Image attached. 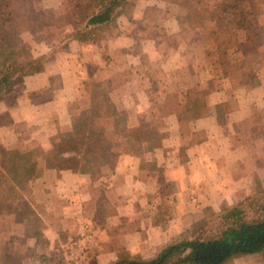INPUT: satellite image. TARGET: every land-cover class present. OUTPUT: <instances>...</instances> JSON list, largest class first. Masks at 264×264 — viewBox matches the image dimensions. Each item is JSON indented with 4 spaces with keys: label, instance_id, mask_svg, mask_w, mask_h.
Masks as SVG:
<instances>
[{
    "label": "trees",
    "instance_id": "1",
    "mask_svg": "<svg viewBox=\"0 0 264 264\" xmlns=\"http://www.w3.org/2000/svg\"><path fill=\"white\" fill-rule=\"evenodd\" d=\"M40 1L0 0V101L24 78L45 70L46 57L34 55L22 32L42 43L57 31L71 28L65 35L68 42L95 44L117 29L119 18L131 21L136 5V0H63L55 10L41 8ZM163 1L164 14L170 13L187 29L189 44L204 46L218 64V75L245 87L257 85L258 74H264V0ZM103 59L107 64L109 58ZM121 75L124 78L118 85L113 77L96 79L88 74L89 80L83 83L86 98L73 102L71 130L58 134L50 152L40 146L0 152V219L21 230L20 237L10 235L0 246V264H20L36 256V247L49 243L40 213L31 205V184L45 171L70 170L96 180L107 170L113 172L120 156L142 158L143 145L149 150L161 147L167 137L161 130L165 117L174 114L182 133L189 122L205 117L202 98L208 92L194 87L188 90L185 104L176 95H166L153 105L155 114L129 127L111 98L116 87L130 81L127 72ZM215 109L218 123L226 124L224 115H218L220 105ZM11 122L9 116L0 115V127ZM259 129L264 135V124ZM214 217L213 226L200 225L199 230L180 234L151 258L117 247L116 259L109 264H233L239 258L264 254V187L260 182L250 196ZM37 257L41 262L55 260Z\"/></svg>",
    "mask_w": 264,
    "mask_h": 264
},
{
    "label": "rangeland",
    "instance_id": "2",
    "mask_svg": "<svg viewBox=\"0 0 264 264\" xmlns=\"http://www.w3.org/2000/svg\"><path fill=\"white\" fill-rule=\"evenodd\" d=\"M62 1L41 0L40 7L57 10L62 7ZM165 7L166 3L163 0H136L132 20L128 21L124 17L119 18L117 29L105 34V37L95 44L68 42L65 35L71 31V28L57 31L52 39L42 43L35 42L27 32H22L21 37L31 46L34 55L46 57V63L60 50L65 49L70 42H78L82 45H100L102 57H108L109 61L105 64L106 61L103 59V64L98 66L92 63L93 60L89 54L84 53L85 67L82 78L85 79L84 81L89 80V73L96 79L113 77L115 83L119 85L124 78V75L121 74L128 73L127 77L130 79L128 83L130 84L124 87L126 82L116 87L111 93V98L115 104V100L126 96L128 98L127 106L133 105L132 102L135 104L136 109L134 110L136 111L132 113L130 119L126 112L119 111L124 115L129 127H136L143 120H148V115L151 112L155 114L156 109L153 105L162 101L166 95H176L177 101L180 104H185L188 90L194 87L200 92H208L202 98L205 105V116L212 109L217 116L215 109L217 105L212 106L215 101H222L218 104L220 105L218 115H224L226 124L227 122L231 123L233 112L242 111L246 114L247 118L233 124L230 137V144L234 152L231 155L235 162L232 166L229 165L230 169H228L235 180L229 183L230 186L227 189L225 188L224 198L215 200V202L217 201L214 206L216 210L206 204L203 210L199 211L198 208L189 212L187 225L182 232L184 233L199 230L200 225H203L202 227L213 226L214 216L220 213L224 207L237 205L250 196L255 190L257 182H260L264 187V135L259 129L264 124V74H258L259 82L254 87H245L239 82L218 75V64L207 55L204 46L198 43L189 44L191 34L187 29L181 27L170 13L164 14ZM145 13H147L146 16H144ZM134 16L135 20H133ZM123 36L129 38L131 45L128 43L125 48H116V41ZM122 49L126 52L122 53ZM92 51H94L93 56L100 52V49L96 48ZM74 52L83 53L78 48ZM72 64L74 63L72 62ZM145 75H148L153 83H150L149 78ZM85 98L86 94L83 91L77 101L81 102ZM68 111L70 114L74 113L73 102L69 104ZM127 112L129 113L128 110ZM167 117L164 118V126L161 129L167 134L165 139L169 137V133L166 131ZM41 122H43V125H40L41 128L48 127L45 118L41 119ZM192 122H189L186 127L184 126L183 133L180 128L182 135L190 134ZM59 133L55 137H51L47 143H43L47 145L46 148L36 140L26 143L19 140L13 145L7 146L3 143L6 141V136L3 134L4 140L0 135V152L13 148L24 150L33 146H40L44 151L50 152L53 141ZM204 137L205 134H200L197 139L202 140ZM165 139L162 140V143ZM145 147L148 149L146 145H143V149ZM45 172L31 184V205L36 212L40 213L44 226L43 233L49 243L45 247H36L34 249L36 256H29L20 264H106V261H99L97 258L100 255L99 251L104 249L101 247L104 238L98 229L103 222L111 217H105V214L114 211L115 200L112 198V194L99 186L93 187L100 178L91 179L92 185L88 189V196L85 193L78 195L74 190H62V186L54 185V174H45ZM110 173L107 170L104 176ZM85 198L86 200H83ZM129 228L131 227L129 226ZM115 232L117 234L110 241L116 247L119 244L120 236L118 234L120 232ZM10 235L20 237L21 230L16 224L8 222L5 218L0 219V246ZM28 243H32V241ZM152 253L153 251L150 253L148 251L145 255L149 256ZM37 255H44L55 260L41 262ZM244 264H264V254L250 257Z\"/></svg>",
    "mask_w": 264,
    "mask_h": 264
},
{
    "label": "crops",
    "instance_id": "3",
    "mask_svg": "<svg viewBox=\"0 0 264 264\" xmlns=\"http://www.w3.org/2000/svg\"><path fill=\"white\" fill-rule=\"evenodd\" d=\"M129 42V38L123 36L116 41L115 47L125 48ZM76 48L83 53H75ZM96 48L100 52L92 56V50ZM84 53L89 54L93 64H103L100 45L70 42L45 64L42 73L24 78L2 98L0 115H9L12 120L9 126L0 127L2 140V135L6 136L5 145L11 146L19 140L25 143L36 140L46 148L43 143L51 137L71 130L68 106L79 100L84 91ZM129 84L127 82L124 87ZM126 102L125 96L115 100V106L118 111L126 112L130 119L136 107L133 102L131 106ZM220 103L222 101H215L212 106ZM44 118L48 127L41 128ZM245 118L244 112H233L231 123L220 125L212 109L207 116L191 123L189 135H182L177 117L171 115L166 119L169 137L161 147L153 150L145 147L142 158L120 156L113 172L93 185L110 191L115 200L111 217L98 229L104 238L101 245L104 249L99 251L98 260H104L106 264L115 261L116 248L120 246L132 255L151 258L182 234L189 212L198 208L203 210L206 204L216 210L215 200L224 198L225 188L235 180L229 171V165L235 162L230 144L232 126ZM200 134H205L202 140L197 139ZM46 173L54 174V185L62 186V190H74L78 195L85 193L88 196L92 185L88 175L70 170ZM115 231L120 232L121 237L116 247L110 241L117 234ZM148 251L153 253L147 256ZM250 257L253 256L236 259L233 264H244Z\"/></svg>",
    "mask_w": 264,
    "mask_h": 264
}]
</instances>
